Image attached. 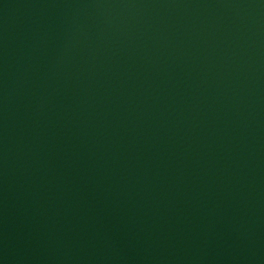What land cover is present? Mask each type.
Listing matches in <instances>:
<instances>
[{
	"label": "water",
	"instance_id": "95a60500",
	"mask_svg": "<svg viewBox=\"0 0 264 264\" xmlns=\"http://www.w3.org/2000/svg\"><path fill=\"white\" fill-rule=\"evenodd\" d=\"M0 264H264V0H0Z\"/></svg>",
	"mask_w": 264,
	"mask_h": 264
}]
</instances>
